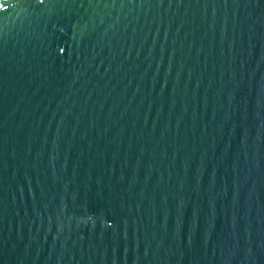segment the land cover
<instances>
[{"label": "water", "instance_id": "1", "mask_svg": "<svg viewBox=\"0 0 264 264\" xmlns=\"http://www.w3.org/2000/svg\"><path fill=\"white\" fill-rule=\"evenodd\" d=\"M0 264H264V0H0Z\"/></svg>", "mask_w": 264, "mask_h": 264}]
</instances>
